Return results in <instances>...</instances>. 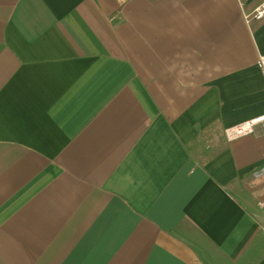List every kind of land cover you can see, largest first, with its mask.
Returning <instances> with one entry per match:
<instances>
[{"label": "crops", "instance_id": "obj_1", "mask_svg": "<svg viewBox=\"0 0 264 264\" xmlns=\"http://www.w3.org/2000/svg\"><path fill=\"white\" fill-rule=\"evenodd\" d=\"M264 0H0V264H264Z\"/></svg>", "mask_w": 264, "mask_h": 264}, {"label": "built area", "instance_id": "obj_2", "mask_svg": "<svg viewBox=\"0 0 264 264\" xmlns=\"http://www.w3.org/2000/svg\"><path fill=\"white\" fill-rule=\"evenodd\" d=\"M262 19H264V3L259 7H257L252 15L245 16V20L247 23H251L253 20H262ZM259 65L261 67H264V56L260 57ZM263 123H264V115L227 127L224 133L229 141H233L235 139L252 134L255 131L256 127ZM252 175L255 178L263 177L264 165L255 169L252 172ZM260 205L264 207L263 202H261Z\"/></svg>", "mask_w": 264, "mask_h": 264}]
</instances>
